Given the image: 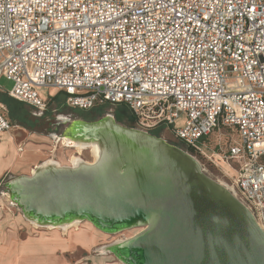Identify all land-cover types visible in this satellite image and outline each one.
I'll return each mask as SVG.
<instances>
[{
	"label": "built area",
	"instance_id": "built-area-1",
	"mask_svg": "<svg viewBox=\"0 0 264 264\" xmlns=\"http://www.w3.org/2000/svg\"><path fill=\"white\" fill-rule=\"evenodd\" d=\"M1 77L38 109L41 89L71 108L123 104L197 148L229 129L224 158L264 230V0H0ZM11 128L0 107V136Z\"/></svg>",
	"mask_w": 264,
	"mask_h": 264
},
{
	"label": "water",
	"instance_id": "water-1",
	"mask_svg": "<svg viewBox=\"0 0 264 264\" xmlns=\"http://www.w3.org/2000/svg\"><path fill=\"white\" fill-rule=\"evenodd\" d=\"M105 118L74 130L100 138L109 157L94 168L14 176L3 190L11 204L25 217L79 216L103 231L146 227L125 243V264H264L255 215L223 193L192 153L116 119L102 124Z\"/></svg>",
	"mask_w": 264,
	"mask_h": 264
},
{
	"label": "rangeland",
	"instance_id": "rangeland-1",
	"mask_svg": "<svg viewBox=\"0 0 264 264\" xmlns=\"http://www.w3.org/2000/svg\"><path fill=\"white\" fill-rule=\"evenodd\" d=\"M13 84L14 82L7 77H1L0 87L2 89H0V94L9 95V91L12 89ZM41 92L46 97L52 98L51 104L46 110L38 109L25 102V107L14 104L12 108H10L8 104L0 100V104L5 106V108L4 106H0L2 114L10 121H12L11 115L15 118V121L11 122L12 128L5 135V140H7L8 135H14L15 142L10 146L15 148L16 153L20 151L23 152L18 153L17 159H10L8 156L3 160L9 163H7L0 175V216L4 213L7 218L11 219L10 224L5 226V235L8 236V234H10V229H14L18 232V244H23L29 239L33 240L39 249H42L44 244L42 238H47L45 241H50V243L56 242L57 244H54L56 247L52 251L46 250L42 252L43 254L36 253V255L31 254L28 258L25 257V259L36 261V264H123L116 253L113 251L104 252L102 251V247L110 245L118 238L132 236L135 231L134 228L124 230L117 234H109L92 225L87 220H84L81 222L79 230L71 229V234L78 235L81 232L85 234L87 231L84 238L86 240L89 239L91 242L85 244L79 242L76 246L63 248L59 244L61 241L53 239L52 237H56V234L60 233L58 236L68 239L70 233H65L62 230H59L60 232L58 231V233L56 231L53 232V230L36 228L17 206L11 204L7 195L3 194V190L5 189L4 185L12 176L29 175L31 167L37 163H41L49 158H55L60 160L63 165L69 164L71 156L77 154V151L75 147L71 145H62L61 142L56 140V136L62 135L70 126L71 121H92L104 117L107 113H112L119 123L129 127H137L136 124L128 122L130 111L123 104L116 106L105 104L89 110L71 108L66 104V93L54 89H41ZM10 111H13V113ZM62 115H67L71 121L66 122L64 118H62ZM183 121L184 117H181L176 122L177 126L181 125ZM20 122H24L25 126L29 128L21 125ZM149 132L156 136L163 137L167 142L190 152L187 143H184V141L180 140L175 135L172 126H162ZM1 141H4V137L0 139V142ZM235 141H238L237 134L232 133L229 129H221L213 132L198 148L194 146L195 152L193 155L202 163L207 175L217 181H224L231 185L237 197L244 202L245 199L235 186V169L237 165L235 166V163H230L229 160L224 158V154L227 152L230 144ZM82 157L85 160H92L93 158L90 150L87 149L83 151ZM89 230H91V232ZM45 232H49L48 235ZM50 233H52V235H50Z\"/></svg>",
	"mask_w": 264,
	"mask_h": 264
},
{
	"label": "bare ground",
	"instance_id": "bare-ground-1",
	"mask_svg": "<svg viewBox=\"0 0 264 264\" xmlns=\"http://www.w3.org/2000/svg\"><path fill=\"white\" fill-rule=\"evenodd\" d=\"M104 117H106V118L102 121V124H105L107 121L108 122L115 121L114 115L112 113H107ZM62 118H64V120L66 122L71 121L70 118L67 115H62ZM83 122H84L83 120H75L74 122L71 121V124L66 129V131L62 135L56 136V140L58 142H61L62 145H67V146L71 145V146L75 147V149L77 151V154H74V155L71 156L69 164L63 165V163H61L60 160H57L55 158H49V159H46V160L42 161L41 163H37L33 167H31L30 174L28 176L36 175V174H39V173L56 171V170H60L62 168H82V167H84V168H94V167L98 166L99 162H101V161L105 160L107 157H109L111 150L109 149V151L107 152V148H106L107 145L100 138L93 137L89 133L87 134V133L80 132V130H78V131L74 130V128H76L77 126H79ZM137 128H138V130L143 131V132L147 131V130L142 129L140 127H137ZM8 136H9V137H7L8 141L0 144V163L5 158H7L8 156H9L10 159H17L16 157L19 155L18 153L22 152V151H20V152L16 153L15 148H13V146L12 147L10 146V145H12L13 142H15L14 141L15 140V136L14 135H8ZM4 139H5V137H4ZM162 139H164V138L162 137ZM86 149L90 150V152L92 154V157H93L92 160H85L82 157V153ZM19 150H22V149H19ZM190 156L192 157L194 162L197 164V166L199 168H201L202 171H205L204 168H203V165L199 161V159L193 154H190ZM5 161H3L0 164V166L3 167L4 164L9 163L8 161L7 162H5ZM12 162H13V160H12ZM2 167H0V168L2 169ZM0 173H1V171H0ZM11 178H14V177L12 176ZM213 180H215V179H213ZM215 181L220 186V188H222L221 191L223 193L230 194L234 198L237 197L236 192H235L234 188L231 185H229L228 183H226L224 181H219V180L218 181L215 180ZM5 193H8L7 197L9 199V201H11V202L15 201L14 196H13V194L11 192H9L7 190V191H5ZM237 200H239V199H237ZM27 218L32 222V224L36 228H44V229H48V230H53V232L54 231L58 232L59 230H62L65 233L66 232L70 233L68 235V236H70L68 238V240L72 239L73 236H74V234H71V232H72L71 229L79 230V226H80L81 222L84 221L83 217H79V216H73V217H70V218L64 217V218H60V219H47V218H42V217H39V216H37V217L35 216V218L34 217L32 218V213H31V216L27 217ZM87 221L90 222L92 225L96 226L92 221H89V220H87ZM145 229H146V227H137V229L134 228L135 231H134L132 236L118 238L113 243H111L110 245H106V246L102 247V251H104V252L113 251L119 257V259L123 262V264H125L126 258H125L124 253H123L124 252L125 243L128 240H130L131 238H134L135 236L139 235ZM123 231L124 230H122V231H105V232H107L109 234H117V233H120V232H123ZM45 233H47V235H48L49 232H45ZM82 234H83V232H81V235ZM50 235H52V233H50ZM58 235H60V233ZM56 237L54 236L52 238L53 239H59V238H56ZM121 237H122V235H121ZM48 242L50 243V241H48ZM52 243L55 244V245L57 244L56 242H52ZM59 244H61V243H59ZM43 245H47V244H43ZM60 246H62V245H60Z\"/></svg>",
	"mask_w": 264,
	"mask_h": 264
},
{
	"label": "crops",
	"instance_id": "crops-1",
	"mask_svg": "<svg viewBox=\"0 0 264 264\" xmlns=\"http://www.w3.org/2000/svg\"><path fill=\"white\" fill-rule=\"evenodd\" d=\"M8 131L3 132V134L0 136V139L5 137V135ZM6 141H8V138H7V140L4 139V141H1L0 144L4 143ZM6 165L7 164H4L5 167H6ZM0 167H2V166H0ZM3 167H2V169L0 168L1 173H2V170L5 169V167L4 168ZM1 173H0V175H1ZM10 220L11 219L7 218V216L4 213L1 214V216H0V264H36V261H31L30 259H25V257L28 258V256H30L31 254L36 255V253L43 254L42 253L43 251H46V250L52 251L56 247V246H54L53 243L48 244V242L45 241L46 238L45 239L42 238V240L44 241V244H47V245H43L42 249H39L36 246V244L33 242V240H29V239L26 242H24L23 244H18V241H17L18 240L17 239V233L18 232H16L14 229L13 230L10 229V234H8V236L5 235V226H8L10 224ZM89 231L91 232V230H89ZM80 234L74 235L73 238L70 240H68L67 238L64 239L61 236L59 237V236H57L58 235L57 234L56 238H59V239H56V240L61 241L60 245H62L63 248H70L72 246H76V244L79 242H82L84 244L87 242H91L89 239L86 240L84 238L85 234H83V235H80ZM116 264H119V263H116Z\"/></svg>",
	"mask_w": 264,
	"mask_h": 264
},
{
	"label": "trees",
	"instance_id": "trees-1",
	"mask_svg": "<svg viewBox=\"0 0 264 264\" xmlns=\"http://www.w3.org/2000/svg\"><path fill=\"white\" fill-rule=\"evenodd\" d=\"M0 100L5 103V104H8L10 106V108H12V106L14 104H18L20 107H25V103L22 102V101H19L9 95H3V94H0ZM11 113H13V111H10ZM12 117V121L14 122L15 121V118H13L14 116L11 115ZM25 120V119H24ZM11 121V122H12ZM128 122L132 123V124H135V117L130 113L129 116H128ZM21 125L25 126V123L24 122H20ZM26 128H29L28 126H25ZM207 140V138H202L199 142H198V145L200 146L203 142H205ZM185 143V142H184ZM188 145V148H189V151L193 154L195 152V149H194V145L193 144H187Z\"/></svg>",
	"mask_w": 264,
	"mask_h": 264
}]
</instances>
